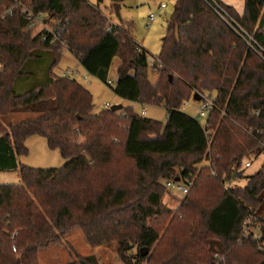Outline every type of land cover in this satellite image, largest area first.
<instances>
[{
  "label": "trees",
  "instance_id": "16d2710c",
  "mask_svg": "<svg viewBox=\"0 0 264 264\" xmlns=\"http://www.w3.org/2000/svg\"><path fill=\"white\" fill-rule=\"evenodd\" d=\"M125 1L111 0V7ZM219 2L238 31L205 0L176 1L152 84L149 53L136 51L131 24L108 32L98 5L0 0V172L19 168L22 181L0 185V264H40L39 251L61 244L74 229L92 248L115 245L124 264H249L242 247L255 253L252 264H264V163L253 175L243 173L246 161L264 155V0H244L242 14ZM24 10L44 16L59 42L50 35L42 40L47 30L26 32ZM64 50L105 85L118 58L115 96L165 104L166 122L133 107L95 113L85 86L55 74ZM197 93L216 104L208 129L182 111ZM15 113L29 117L13 123ZM250 130L260 132L259 140ZM74 134L83 141L76 143ZM31 136L45 138L65 165H19ZM238 178L246 186L231 188ZM189 179L194 183L173 216L162 202L168 184ZM257 224L259 239L245 235Z\"/></svg>",
  "mask_w": 264,
  "mask_h": 264
},
{
  "label": "rangeland",
  "instance_id": "374dc122",
  "mask_svg": "<svg viewBox=\"0 0 264 264\" xmlns=\"http://www.w3.org/2000/svg\"><path fill=\"white\" fill-rule=\"evenodd\" d=\"M176 1L177 0H128L122 2L120 4V15L124 22H120L116 18L114 8L111 7V0H102L101 3H99L98 0H87V2L92 5H98L106 16L119 22V24L123 26L131 24L130 30L132 38L135 39L136 43L138 42L141 44L150 56H157L161 53L160 50L167 30V19L173 13ZM152 14H154L155 19L150 24L149 18ZM44 23L43 18V22L41 21V23L36 24L35 28L31 31L33 36L40 33L44 27ZM62 55L59 65L54 70L55 74L58 76L66 75L69 71L73 72L77 70L78 75L72 76V78L77 79L80 84L85 86L93 95L95 113L107 109L108 104H110L111 107L122 105L123 103L125 107L128 106V101L119 99L113 92L118 76V58L114 59L113 64L110 67L109 83L105 85L97 78L88 75L81 67L78 58L72 55L69 51L64 50ZM149 68L150 77L153 78V74L157 69L150 66ZM1 69L0 65V71ZM84 77H87V80H85ZM186 102L187 105L182 108V111L194 118H198L197 111L199 109V103L193 98L189 101H185V103ZM133 107L134 111L138 114L144 109L146 110L147 118L166 122L167 114L165 104L144 106L139 103L133 105ZM28 117L29 115L27 114L15 113L10 119L15 123ZM199 122L201 124L204 123V119H201ZM73 140L76 143L82 142L83 137L79 134H74ZM26 147L29 152L27 155L18 158L19 165H25L37 169H60L67 162L66 159L62 158L61 153L58 150L49 149L46 139L41 136H31L26 143ZM249 161L251 162L250 168H243V173L246 177L259 171L264 163V155L260 156L259 159ZM21 183L19 168L15 171L0 172V185H17ZM246 184V178L234 179L228 183L231 188H242L245 187ZM183 198L184 195L181 191L172 187L169 189V193L164 196L162 202L172 211L173 216H175L180 209ZM254 227L255 225L248 227L250 228L249 232ZM239 251L242 252L240 255L244 257L246 262L249 264L253 263L255 253L251 251V249L242 247ZM86 256H95L98 260V264H124L116 253L115 245L92 248L85 240L80 229H74L69 235L65 236L61 244L42 249L38 253L40 264H66L72 261H79L82 257Z\"/></svg>",
  "mask_w": 264,
  "mask_h": 264
},
{
  "label": "built area",
  "instance_id": "2783aa9c",
  "mask_svg": "<svg viewBox=\"0 0 264 264\" xmlns=\"http://www.w3.org/2000/svg\"><path fill=\"white\" fill-rule=\"evenodd\" d=\"M205 2L207 4H209V6L212 8L213 11H215V13L221 18L223 19L229 26H231L233 29H235L236 31H238V25L237 23L235 22L234 19H232V17L230 16V14H228V12L225 10V8L223 7L222 4H220L219 0H205ZM165 7V6H163ZM13 13V10L9 13V15H12ZM23 14L25 15V18H26V21H27V26H26V32L28 31H32L36 24L38 23H41V21L43 22V18L44 16L42 15H37V16H34L33 13L29 10H24L23 11ZM155 18L154 15H152L150 18H149V21H150V24L152 23L153 19ZM106 23H107V31L108 32H113L115 29L118 28V23L115 22L112 18H109L108 16H106ZM149 24V26H150ZM43 30H47L48 31V35L47 34H44L42 40H46L47 37H49V35L51 36V40L53 42H59V39H60V33L59 34H56L54 33V30L52 27H50L49 25H47L46 23H44V27L43 29L40 31L42 32ZM64 44V42H63ZM135 47H136V51L138 52H142L143 50H145L143 48V46L141 44H139L138 42L135 43ZM148 63H149V66L150 67H154L155 65H161L160 61L157 59L156 56H150L148 55ZM78 75V72L77 70L76 71H73V72H68V74L66 75H63V76H67V77H72V76H76ZM85 80H87V77H84ZM200 97L202 98L201 101L199 102V109L197 111L198 115L196 118L198 121H200L201 119H204V123L203 124V127L204 129H208L207 128V125L205 124V120L207 119V117L209 116L210 112L212 110H215L216 109V104H215V101L213 98L211 97H208L206 95H203L201 94ZM187 105V102L184 104L183 107H185ZM108 108H111L110 104L107 105V109ZM140 114L142 116H146L145 115V111H141ZM208 135L210 136V132L208 131L207 132ZM248 133L250 135H252V137H254L255 140H259L258 136L260 134V132L257 133V135L253 134L252 131H248ZM212 140L210 139L209 143H211ZM261 145H262V148H263V151H264V140L261 141ZM209 165H211V162L208 163ZM251 166V162H246L245 164V168H250ZM217 173L216 170H212V175L215 176ZM194 183V180L193 179H189L186 183H181V182H172V183H169L168 184V188H172V187H175L178 191H181V193L185 196L188 194V190L189 188L193 185ZM249 229L250 228H246L245 230V235H252L254 237V239H259L261 236V231H262V228H261V225L260 224H257L255 225V227L250 230L249 232ZM264 248V244L263 245H260L259 246V249L260 250H263Z\"/></svg>",
  "mask_w": 264,
  "mask_h": 264
},
{
  "label": "crops",
  "instance_id": "0c3cea01",
  "mask_svg": "<svg viewBox=\"0 0 264 264\" xmlns=\"http://www.w3.org/2000/svg\"><path fill=\"white\" fill-rule=\"evenodd\" d=\"M220 1H222L224 4H227V5H231V6H233V7H235V9L237 10V12L239 13V14H242L243 13V11H244V6H245V3H244V0H220ZM161 6H163V5H161ZM152 15H154V14H152ZM151 15V16H152ZM150 16V17H151ZM155 19V18H154ZM153 19V20H154ZM115 22H117V21H115ZM117 23H119V22H117ZM150 23V22H149ZM79 60V59H78ZM79 63H80V60H79ZM87 73V72H86ZM157 79H158V72L157 71H155L154 72V74H153V78H151L150 77V73H149V80H150V82L152 83V84H154L156 81H157ZM126 101V100H125ZM199 103V102H198ZM120 104H122V103H120ZM133 105H135V103H131V102H129L128 103V106L127 107H133ZM122 106H125L124 105V103L122 104ZM134 108V107H133ZM142 111H145V115H146V110H142ZM147 116V115H146Z\"/></svg>",
  "mask_w": 264,
  "mask_h": 264
},
{
  "label": "water",
  "instance_id": "95a60500",
  "mask_svg": "<svg viewBox=\"0 0 264 264\" xmlns=\"http://www.w3.org/2000/svg\"><path fill=\"white\" fill-rule=\"evenodd\" d=\"M114 7H115V15H116V18H117L118 21H121L122 17L120 15V7H119L118 4H115ZM194 98H195V101H197V102H200L201 99H202L198 93L194 96ZM122 109H123V106L122 105H115V106H112L111 107V111L112 112H117V111H120Z\"/></svg>",
  "mask_w": 264,
  "mask_h": 264
}]
</instances>
